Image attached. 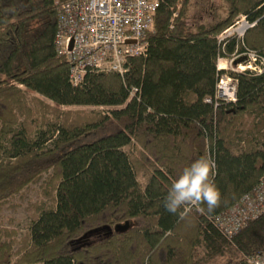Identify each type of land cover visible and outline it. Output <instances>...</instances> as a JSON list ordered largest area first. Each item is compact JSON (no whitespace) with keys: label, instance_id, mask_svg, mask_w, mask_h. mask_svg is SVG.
I'll list each match as a JSON object with an SVG mask.
<instances>
[{"label":"trees","instance_id":"obj_1","mask_svg":"<svg viewBox=\"0 0 264 264\" xmlns=\"http://www.w3.org/2000/svg\"><path fill=\"white\" fill-rule=\"evenodd\" d=\"M64 1L0 0V203L44 176L46 190L16 258L0 234V264H243L263 252L264 211L229 237L210 218L264 175V67L227 72L235 101L214 99L218 57L264 59V0H159L145 55L127 57L123 76L91 72L76 86L53 45ZM240 15L253 26L218 41ZM25 93L57 119L41 113L31 129ZM204 155L218 205L166 211L173 180Z\"/></svg>","mask_w":264,"mask_h":264},{"label":"built area","instance_id":"obj_2","mask_svg":"<svg viewBox=\"0 0 264 264\" xmlns=\"http://www.w3.org/2000/svg\"><path fill=\"white\" fill-rule=\"evenodd\" d=\"M158 3L159 0L55 2L57 25L53 39L54 51L68 61V77L71 84L78 85L85 74L91 72H113L123 76L127 70L125 66L127 57L145 55L144 36L151 27ZM238 24V22L235 24L236 32L242 25L245 26L244 29L253 26V23L248 24L246 21ZM217 39L222 41L224 37H217ZM237 55H242L241 62L248 63L246 67L249 71L261 73L264 67L263 58L251 51H244ZM233 58L230 63L234 60ZM249 58L257 65L250 67ZM221 60L226 61L224 58L218 59V61ZM225 69V67H217L218 71ZM135 91L136 89H132L131 94ZM214 99L226 103L234 102L235 79L221 74L215 86ZM205 101L209 103L210 99ZM263 211L264 175L259 179L252 193L242 195L227 213L211 217L210 221L223 235L229 237L243 227L248 220L259 217ZM258 257L264 258V251L246 258L243 264H255Z\"/></svg>","mask_w":264,"mask_h":264},{"label":"rangeland","instance_id":"obj_3","mask_svg":"<svg viewBox=\"0 0 264 264\" xmlns=\"http://www.w3.org/2000/svg\"><path fill=\"white\" fill-rule=\"evenodd\" d=\"M214 10V9H213ZM241 21H245V18L240 15L234 22V24L229 27L227 30H225L222 34L218 36V38H228V37H236L237 39H241L245 30L248 28L244 29L242 32H236V22H238L240 25ZM249 24V23H248ZM242 55H237L234 57L233 61H238L235 65L230 63L231 59H226L218 61L216 64V68L218 65L225 67L226 69L223 70L225 71L226 76L230 77L227 72H241L244 70H248L249 68L246 67L248 66V63H243L241 62L243 59L241 58ZM250 67H253L254 64L250 58ZM242 66L243 68H239ZM241 69V70H240ZM23 105H25L29 111H26V115L28 116V121H31L30 124L32 123V127L30 126L31 129H33L39 122H41L40 118H38V115L43 113L45 115V119H57L58 111L55 112L52 109V104L37 95L31 94V93H25L23 96ZM60 113L65 112L67 109L65 107L60 108ZM71 112H76V111H83L85 113L88 112H100V113H106V110L108 109L107 107H70L68 108ZM17 115L19 116V119H21L23 116H20L17 110H15ZM39 120H38V119ZM31 119H34L32 122ZM250 117H245V131L249 128V123H250ZM29 128V129H30ZM244 131V132H245ZM244 134V133H243ZM242 134V135H243ZM127 153L131 152L130 147H125L124 148ZM45 176L42 177L38 182L32 183L24 187L22 190H20L18 193L12 195L11 197L7 198L5 201L0 203V234L3 235L4 239L9 241L10 243L12 242V253L15 256L14 258L17 257V252L19 249V245L23 243L24 237L26 236L27 233V227L30 221L34 218L36 215V207L40 203V201L45 200V187L43 185V180ZM138 181L140 184H142L145 180V175L144 172L139 171Z\"/></svg>","mask_w":264,"mask_h":264},{"label":"clouds","instance_id":"obj_4","mask_svg":"<svg viewBox=\"0 0 264 264\" xmlns=\"http://www.w3.org/2000/svg\"><path fill=\"white\" fill-rule=\"evenodd\" d=\"M215 168V160L210 155L201 156L185 167L171 183L164 199L165 210L176 214L181 208L206 204L211 212L220 200V192L213 182ZM255 264H264V258H256Z\"/></svg>","mask_w":264,"mask_h":264},{"label":"bare ground","instance_id":"obj_5","mask_svg":"<svg viewBox=\"0 0 264 264\" xmlns=\"http://www.w3.org/2000/svg\"><path fill=\"white\" fill-rule=\"evenodd\" d=\"M245 28L244 25H242L240 28H239V32H241L243 29ZM219 59V57L217 58V60ZM219 68H224L223 66H218Z\"/></svg>","mask_w":264,"mask_h":264},{"label":"water","instance_id":"obj_6","mask_svg":"<svg viewBox=\"0 0 264 264\" xmlns=\"http://www.w3.org/2000/svg\"><path fill=\"white\" fill-rule=\"evenodd\" d=\"M239 60L241 59H238V61H232V64L235 65L237 62H240Z\"/></svg>","mask_w":264,"mask_h":264}]
</instances>
